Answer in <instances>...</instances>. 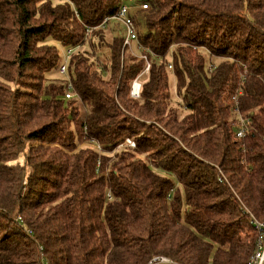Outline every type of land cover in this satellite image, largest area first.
I'll return each mask as SVG.
<instances>
[{"label":"trees","instance_id":"1","mask_svg":"<svg viewBox=\"0 0 264 264\" xmlns=\"http://www.w3.org/2000/svg\"><path fill=\"white\" fill-rule=\"evenodd\" d=\"M124 1L0 0V264H249L264 221V0H132L151 63L139 99L146 62L126 57L112 19ZM52 41L79 47L70 99L48 76L64 63Z\"/></svg>","mask_w":264,"mask_h":264},{"label":"built area","instance_id":"2","mask_svg":"<svg viewBox=\"0 0 264 264\" xmlns=\"http://www.w3.org/2000/svg\"><path fill=\"white\" fill-rule=\"evenodd\" d=\"M143 9H147V5H142ZM113 20L116 22L120 23L123 27V36H124V50L130 51L135 57H138L139 59H144L146 62V67L143 70V72L137 77V79L133 82L131 91H130V96L135 99L141 94V86L139 85L137 87V81H140L141 79H144L143 76L149 73L151 63L148 60V57L146 55H138L135 53V48H134V43H136V46L138 50H142V48L139 46V36H138V31H137V26L135 24V21L133 20V17L130 13V8L127 5L121 6L120 10L116 15L112 17ZM111 19H106L104 21V24ZM103 24V25H104ZM79 48V47H78ZM72 48L66 51V56H65V61L60 67L59 73L67 76V91L65 97L67 99H70L74 94H73V88H72V83L68 77V71H67V66L68 62L71 58V56L75 53V51L78 49ZM137 88V89H136ZM231 102L233 103L232 106V115L234 116L235 119L238 120L237 122V127H236V133L237 137L239 139H243L246 137L248 133V126L250 125V121L248 119H245L244 116L242 115L241 109L239 107L238 103V97L237 95L233 96L231 99ZM126 145L130 147H135V142L132 141L131 139L126 140ZM100 149V147L98 146ZM255 225L257 227V230L260 233V238H259V243H258V248L255 251V254L251 258L249 264H264V224H260L257 221H255ZM158 260H164L160 258H155L153 261L150 262V264H155L157 263Z\"/></svg>","mask_w":264,"mask_h":264},{"label":"rangeland","instance_id":"3","mask_svg":"<svg viewBox=\"0 0 264 264\" xmlns=\"http://www.w3.org/2000/svg\"><path fill=\"white\" fill-rule=\"evenodd\" d=\"M123 3H124L125 5H127L129 8L133 7V2H132V0H125ZM131 11L133 12L134 10H131ZM119 25L122 26L120 23H119ZM119 25H117V27H118ZM113 27H114V26H113ZM115 28H116V27H115ZM120 28H121V27H120ZM122 28H123V27H122ZM121 30H122V29H121ZM51 43H52V44H55V45L57 46V48L60 50V55H61V57L63 58V62H64V61H65V56H66V50H67V48L64 47V46H62V45H59V44L56 43L55 41H52ZM133 46H134V48H135V53L139 55V52L136 50V43H134ZM128 53L131 54L130 51H127V52L125 53L126 57H128V56H127ZM148 75H149V73L146 74L145 76H143V78H144V77H147ZM48 76H49L50 78H55V79H62V78L66 79V78H67V76H64V75H62V74H60V73H58V72H51V73L48 74ZM18 81H19V80H18ZM24 81H27V80H24ZM33 83H35V82H33ZM143 83H144V80H143V79H141L140 81H137V87L140 85V86H141V91H142ZM5 87H7V86H5ZM10 87H11L12 89H16V88L22 89V88L19 86V83H18V84H17V83H16V84H14V83L12 84V83H11ZM32 87H34V85H32ZM169 88H170V93H171V97H172V100H173L174 104H178L179 101H180V97H179L178 94H177V82H176V78H175V76H174L173 73H170V74H169ZM136 89H137V88H136ZM140 96H141V94H140L137 98H135V99H139ZM72 97H73V96H72ZM72 97H71V98H72ZM179 114H181L182 116L185 115L184 110H183V109H179ZM95 148L97 149L98 146L96 145ZM17 163H19V164H23V163H24V157L19 158L18 161H17ZM260 222H261V221H260ZM258 223H259V222H258ZM260 224H264V221L261 222ZM2 231H3V230H2ZM1 233H3V232H1ZM160 259H164V260H158L157 263H155V264H158L159 262H163V261H169V260H167V259H165V258H160ZM169 262H170V261H169ZM43 263H44V264H48V262H47L46 259H43ZM149 264H150V263H149Z\"/></svg>","mask_w":264,"mask_h":264},{"label":"water","instance_id":"4","mask_svg":"<svg viewBox=\"0 0 264 264\" xmlns=\"http://www.w3.org/2000/svg\"><path fill=\"white\" fill-rule=\"evenodd\" d=\"M158 264H176V263L169 262V261H163V262H159Z\"/></svg>","mask_w":264,"mask_h":264},{"label":"crops","instance_id":"5","mask_svg":"<svg viewBox=\"0 0 264 264\" xmlns=\"http://www.w3.org/2000/svg\"><path fill=\"white\" fill-rule=\"evenodd\" d=\"M144 80V79H143Z\"/></svg>","mask_w":264,"mask_h":264}]
</instances>
